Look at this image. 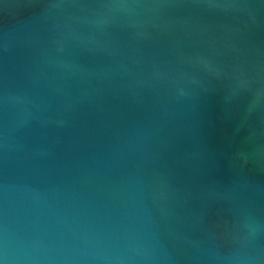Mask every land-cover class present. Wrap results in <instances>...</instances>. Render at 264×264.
I'll return each instance as SVG.
<instances>
[{"label":"water","instance_id":"water-1","mask_svg":"<svg viewBox=\"0 0 264 264\" xmlns=\"http://www.w3.org/2000/svg\"><path fill=\"white\" fill-rule=\"evenodd\" d=\"M0 264H264V0H0Z\"/></svg>","mask_w":264,"mask_h":264}]
</instances>
